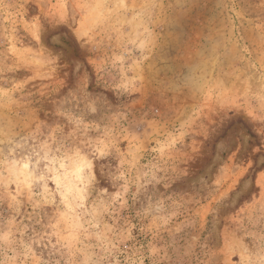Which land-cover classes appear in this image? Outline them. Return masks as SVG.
I'll list each match as a JSON object with an SVG mask.
<instances>
[{"label":"rangeland","instance_id":"obj_1","mask_svg":"<svg viewBox=\"0 0 264 264\" xmlns=\"http://www.w3.org/2000/svg\"><path fill=\"white\" fill-rule=\"evenodd\" d=\"M0 264H264V0H0Z\"/></svg>","mask_w":264,"mask_h":264}]
</instances>
